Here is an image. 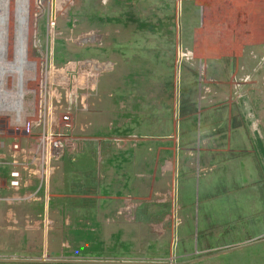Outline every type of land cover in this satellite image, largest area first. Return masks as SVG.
Here are the masks:
<instances>
[{"label": "rangeland", "instance_id": "rangeland-1", "mask_svg": "<svg viewBox=\"0 0 264 264\" xmlns=\"http://www.w3.org/2000/svg\"><path fill=\"white\" fill-rule=\"evenodd\" d=\"M234 1L217 7L211 0H30L27 60L35 64L34 78L17 91L24 72L12 66L16 53L8 39L7 66L0 60V130L7 129L6 112L21 116L24 97L25 111L39 105L49 72V96L64 95L62 104L53 99L56 113L66 107L67 90H84L78 94L87 95L89 106L79 99L74 109L79 152L34 179L33 198L0 194V256L9 264L45 253L58 258L64 249L121 257L122 264H200L222 253L235 264H264V45L241 59L227 58L236 14L247 25L264 7ZM211 31L219 36L213 39ZM197 43L225 60L206 62ZM180 48L193 58L179 64ZM108 61L115 62V73L104 80L92 62ZM105 88L124 97L123 115L110 118L107 135L100 131L107 119L99 114ZM147 95L160 110L154 119L146 105L140 109ZM147 125L149 135H141ZM240 130L251 144L234 133ZM182 133L188 137L183 169ZM152 134L173 147L176 163L160 167L158 177L170 176V184L157 183L142 198L126 195L115 214L94 213L113 203L107 182L89 175L91 153L99 160L102 143L130 157ZM5 154L0 151V160ZM184 178L193 180L192 192H183Z\"/></svg>", "mask_w": 264, "mask_h": 264}, {"label": "crops", "instance_id": "crops-1", "mask_svg": "<svg viewBox=\"0 0 264 264\" xmlns=\"http://www.w3.org/2000/svg\"><path fill=\"white\" fill-rule=\"evenodd\" d=\"M212 6L217 5V7H222L223 3L228 0H211ZM234 3L238 4H244L243 0H235ZM249 5L252 6H263L264 7V0H248ZM219 9V8H217ZM215 16L214 13H212V17ZM250 19V17H248ZM250 21L249 24H244L247 22V19L243 17L242 14H236L235 20L239 23L238 26L235 27L234 33L232 34L233 39V48L231 49V52L229 53L228 57H232V59H241L245 57L249 52H251L255 48H259L262 45H264V8L262 15L260 16V13H257ZM219 35L215 33V31H211V37L216 38ZM197 37V36H196ZM213 38V39H214ZM213 43V42H212ZM197 43L196 50L199 51V47L201 49V53L204 54V60L206 62H211V64H214L215 62L225 60L223 58L225 57H216L214 49H211V52L208 50H204L205 48L201 44V46ZM228 59V60H229ZM202 60V59H201ZM115 63V62H114ZM111 61L106 63H100L102 66V70L99 73V78H106L109 79V77L114 76L115 71V64ZM106 79V80H108ZM123 96L119 94H113L111 96V93H109V90L107 88L104 89V92L102 93V103L99 106L100 108V118L106 120V122H103V127H100V131L103 132V134H108V126L111 122L110 118L113 116V118L118 119V116L120 114L123 115V107L121 106V103L123 102ZM153 95H147V98L145 101L146 104H143L140 102V109L144 110V105H146L145 110L149 112L150 117L152 119L155 118L156 112L160 110H155L154 103L155 101L152 100ZM132 100L135 101L134 96H132ZM139 103V102H138ZM143 105V106H142ZM139 106L136 107L138 109ZM159 108V105H158ZM162 108L163 105H162ZM164 110V109H163ZM168 111V109H165ZM117 121V120H116ZM184 127V124L182 125V128ZM141 135H149V125L147 127H141L140 128ZM232 130V128H231ZM85 131V130H84ZM234 131V130H233ZM234 133H238L244 140V145L251 144V141L249 137L245 136L242 130L236 131ZM154 134V133H153ZM153 134L151 137L152 139H148V141L143 142L140 144L138 148L135 150H131L130 157H124L122 151H116L115 153H111L107 149H105L104 144L100 143V158L99 160L95 158L94 152L91 153L90 162L87 165L89 175L93 177V179L96 181V177L100 180V182H107V186L110 190L109 196L112 198L113 205L111 204V210L106 209L104 206L103 208L93 211L94 213H98L99 215H109L112 213H116L117 208L123 203V198L130 194L135 197H145L148 194V190L155 189L158 187L156 184L160 183L162 187H167L171 182L170 176H165V180H160L158 177H161V169L160 167L164 165H170L174 166L176 161L173 153V147L171 146V143L169 141H166L164 139L161 140H154ZM170 134V133H169ZM173 134V133H171ZM170 134V135H171ZM231 135L233 136V133L231 132ZM231 136V139L233 141V144L235 143L233 138ZM164 138V137H162ZM187 135H184L182 133V137L180 135V141L182 142V150L183 153L180 154L178 161L183 169L184 166L187 164ZM190 140H194V133L192 132L189 135ZM246 138V139H245ZM167 146V147H166ZM167 149V151H165ZM61 160V159H60ZM123 166V167H122ZM3 170L6 172V176H1L0 172V185L1 190L0 194L3 191L9 192L10 191L6 187V180L8 178L9 172L2 167H0V171ZM96 175V177H95ZM37 179V178H35ZM34 180V179H33ZM181 187L183 192L185 190L193 191L194 184L193 180H190L189 182H186V179L184 178L181 182ZM31 188V187H30ZM27 189L22 193H28L31 189ZM21 193V194H22ZM30 194V192H29ZM184 194V193H183ZM183 197V195H181ZM9 197V196H8ZM103 229H106V226L102 225ZM65 249L63 250V252ZM67 251V250H66ZM84 256H99L104 257L106 259H116V260H122L121 257H114V256H106V255H96V254H87ZM230 255H227V253L218 254L216 256H212L210 258H203L200 260V264H235L234 260L229 258ZM229 258V259H228ZM232 260V261H231ZM249 262V261H248ZM177 264V263H176ZM239 264H245L243 261Z\"/></svg>", "mask_w": 264, "mask_h": 264}, {"label": "built area", "instance_id": "built-area-1", "mask_svg": "<svg viewBox=\"0 0 264 264\" xmlns=\"http://www.w3.org/2000/svg\"><path fill=\"white\" fill-rule=\"evenodd\" d=\"M192 58V53L179 49V64ZM249 80V77L242 79L238 83L237 89ZM49 85V83H43L41 101L33 109L32 106H29L31 112L25 111L26 107H24L19 117L16 112H6L4 115L7 119L5 121L7 129L0 130V151L5 152L8 158L0 160V167L9 172L5 183L7 189L13 194H21L29 189L33 179L47 177L49 170H52L53 163L64 156H72L79 152V140L74 135V109L77 107L79 99L83 100L82 106L86 109L89 106L88 97L86 94L79 97L80 89L67 90L65 94L66 107L63 106L64 110L61 113H56L52 105L53 99L55 98L58 103L62 104L64 95L57 93L58 97L49 96L52 89ZM24 103L26 106L25 97ZM28 194L25 196L27 200L34 197L31 193ZM67 251H64L58 258H52L45 253L37 258L24 259L21 264H122V261L116 259L78 256ZM9 263L8 258L0 256V264Z\"/></svg>", "mask_w": 264, "mask_h": 264}, {"label": "bare ground", "instance_id": "bare-ground-1", "mask_svg": "<svg viewBox=\"0 0 264 264\" xmlns=\"http://www.w3.org/2000/svg\"><path fill=\"white\" fill-rule=\"evenodd\" d=\"M29 9L30 0H0V60H2L5 66H7V64L5 63V58L7 41L9 39L12 41L16 53V60L15 63L12 64V66L21 67L24 72V76L19 77L20 81L18 82L17 91L21 90L26 82L34 78L33 71L35 64L29 63L27 60L29 48L31 45L28 27ZM93 37V35L90 36L91 41L93 40ZM92 65H94L93 67L95 71H97V73L99 74L102 70V66L100 65V63L94 62L93 64L92 62ZM28 70L30 71L29 74L27 73ZM45 80L46 83H50V80H52L51 72L45 75ZM23 107H25V103H23Z\"/></svg>", "mask_w": 264, "mask_h": 264}]
</instances>
